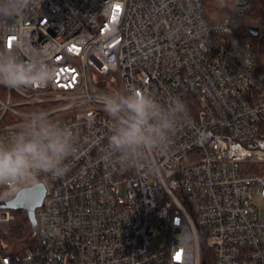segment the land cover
Listing matches in <instances>:
<instances>
[{
    "label": "built area",
    "instance_id": "1",
    "mask_svg": "<svg viewBox=\"0 0 264 264\" xmlns=\"http://www.w3.org/2000/svg\"><path fill=\"white\" fill-rule=\"evenodd\" d=\"M218 1L228 14L214 23L201 0H42L21 18L33 49L54 47L56 75L0 86V136L46 110L79 146L64 176L0 186L7 200L45 188L36 244L19 257L0 252V264H203V241L212 264H264V219L251 197L264 199V74L239 37L253 0ZM256 29L264 34V20ZM129 88L164 104L179 98L188 111L167 155L125 171L103 159L111 121L97 97ZM13 218L0 209V222Z\"/></svg>",
    "mask_w": 264,
    "mask_h": 264
},
{
    "label": "clouds",
    "instance_id": "2",
    "mask_svg": "<svg viewBox=\"0 0 264 264\" xmlns=\"http://www.w3.org/2000/svg\"><path fill=\"white\" fill-rule=\"evenodd\" d=\"M42 0H0V39L18 36L11 50L0 47V86L20 90L44 86L55 79L49 57L54 47L33 49L29 33L19 22L40 8ZM111 123L103 159L121 170L140 168L154 154L167 155L178 128L187 119L179 98L161 103L148 92L129 88L97 97ZM78 134L49 111H33L0 136V186L16 185L31 177L60 178L66 161L77 154Z\"/></svg>",
    "mask_w": 264,
    "mask_h": 264
},
{
    "label": "trees",
    "instance_id": "3",
    "mask_svg": "<svg viewBox=\"0 0 264 264\" xmlns=\"http://www.w3.org/2000/svg\"><path fill=\"white\" fill-rule=\"evenodd\" d=\"M203 14L209 23L222 19L227 14V7L222 6L218 0H201ZM225 13V15H223ZM264 20V7L255 8L252 3L251 10L240 19L239 37L244 38L251 45L255 53V71L264 74V34L251 36L250 27H256L258 22ZM7 197L0 195V201H6ZM14 218L9 222L0 223V252L19 257L26 250L36 244L35 225L29 219L23 209L11 210ZM15 249L18 250L15 252ZM212 250L202 242L203 264H212Z\"/></svg>",
    "mask_w": 264,
    "mask_h": 264
},
{
    "label": "water",
    "instance_id": "4",
    "mask_svg": "<svg viewBox=\"0 0 264 264\" xmlns=\"http://www.w3.org/2000/svg\"><path fill=\"white\" fill-rule=\"evenodd\" d=\"M249 34L254 37L257 36L256 27H250ZM44 196V185L42 183H36L32 186L20 189L13 198L0 201V209L10 211L19 209L25 210L31 222L35 225V230H37L35 212L36 209L41 206Z\"/></svg>",
    "mask_w": 264,
    "mask_h": 264
},
{
    "label": "rangeland",
    "instance_id": "5",
    "mask_svg": "<svg viewBox=\"0 0 264 264\" xmlns=\"http://www.w3.org/2000/svg\"><path fill=\"white\" fill-rule=\"evenodd\" d=\"M253 6L255 8L257 7H264V3H262V0H253ZM225 13L227 14L228 11ZM225 13L223 15H225ZM4 92L0 90V96H3ZM251 197L253 199L255 207L258 209V214L260 219H264V199L260 198L255 192L251 191ZM2 223V222H0ZM165 242V237L163 235L156 236L151 240V245L153 248L157 249L161 244ZM18 251L15 249V252Z\"/></svg>",
    "mask_w": 264,
    "mask_h": 264
},
{
    "label": "snow or ice",
    "instance_id": "6",
    "mask_svg": "<svg viewBox=\"0 0 264 264\" xmlns=\"http://www.w3.org/2000/svg\"><path fill=\"white\" fill-rule=\"evenodd\" d=\"M113 18L115 19V16Z\"/></svg>",
    "mask_w": 264,
    "mask_h": 264
}]
</instances>
